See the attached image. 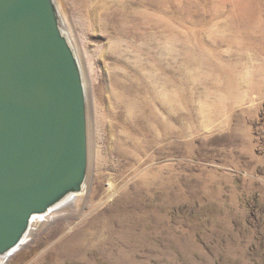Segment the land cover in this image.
I'll return each instance as SVG.
<instances>
[{"label": "rangeland", "instance_id": "rangeland-1", "mask_svg": "<svg viewBox=\"0 0 264 264\" xmlns=\"http://www.w3.org/2000/svg\"><path fill=\"white\" fill-rule=\"evenodd\" d=\"M53 2L88 193L0 264H264V0Z\"/></svg>", "mask_w": 264, "mask_h": 264}, {"label": "water", "instance_id": "water-1", "mask_svg": "<svg viewBox=\"0 0 264 264\" xmlns=\"http://www.w3.org/2000/svg\"><path fill=\"white\" fill-rule=\"evenodd\" d=\"M87 106L53 0H0V256L35 215L81 193Z\"/></svg>", "mask_w": 264, "mask_h": 264}, {"label": "bare ground", "instance_id": "bare-ground-1", "mask_svg": "<svg viewBox=\"0 0 264 264\" xmlns=\"http://www.w3.org/2000/svg\"><path fill=\"white\" fill-rule=\"evenodd\" d=\"M59 14V13H58ZM59 18H60V15H59ZM60 22H61V20H60ZM73 49V48H72ZM75 54V53H74ZM75 57H76V59H77V56L75 55ZM77 62H78V64H79V61H78V59H77ZM79 68H80V64H79ZM80 71H81V68H80ZM81 75H82V73H81ZM86 184V183H85ZM84 184V186H83V189H82V191H81V193H79V194H81V195H87V193H88V187H86V185ZM76 195H78V194H76ZM76 195H74V196H72L71 198H68L67 200H65V201H63V202H61L60 204H58V205H56L54 208H52L51 210H49L48 212L50 213V212H52V211H54V210H56V209H58V208H60V207H62L63 205H65V204H67V206H68V208H70L71 206H73V205H71L69 202L70 201H72V200H74V198L76 197ZM47 212V213H48ZM47 213H45V214H42V215H35V216H33L32 217V219H31V221H30V225H29V230H28V234H26L25 235V237L23 238V241H22V243H21V245L19 246V248H18V250L20 249V248H24L26 245H28V242H30L29 240V237L31 236V237H33V236H35L36 234H37V232L46 224V223H49V222H51V221H53L54 219H55V217L60 213V211H57V212H54V213H52L51 215H47ZM48 213V214H49ZM29 232H30V234H29ZM29 235V236H28ZM17 250V251H18ZM17 251H15V252H17ZM14 252V253H15ZM14 253H12V254H14ZM11 254V255H12ZM10 255V256H11ZM9 256V257H10ZM6 258H8L7 256H5V257H2V260H4V259H6Z\"/></svg>", "mask_w": 264, "mask_h": 264}]
</instances>
